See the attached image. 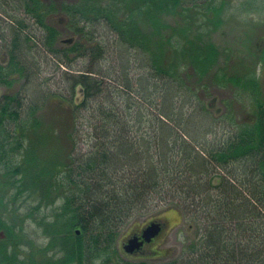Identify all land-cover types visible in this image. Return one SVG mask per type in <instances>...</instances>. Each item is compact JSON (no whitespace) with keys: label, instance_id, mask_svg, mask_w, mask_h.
Masks as SVG:
<instances>
[{"label":"trees","instance_id":"trees-1","mask_svg":"<svg viewBox=\"0 0 264 264\" xmlns=\"http://www.w3.org/2000/svg\"><path fill=\"white\" fill-rule=\"evenodd\" d=\"M180 1L65 4L64 26L73 36L60 45L59 29L45 22L53 4L21 0L5 39L9 60L0 63L1 85L25 80L22 90L0 96V264H264V99L252 124L227 125L231 135L216 143L199 112L205 101L187 77L193 71L209 76L218 52L194 41L178 49L169 37L155 45L166 47V40L170 47L150 51L151 33L142 25L152 18L158 31L157 14ZM198 7L197 15L209 19L208 11L219 16L224 4ZM26 49L44 55L34 63ZM114 54L124 78L98 66ZM186 55L193 71L176 63ZM79 58L87 66H73ZM48 64L60 79L50 93L52 115L44 120L43 92L34 86L44 85ZM35 69L38 85L31 81ZM244 76L211 77L214 85L244 86L252 95L259 78ZM84 109L92 111L86 147L77 139ZM202 127V137L190 131ZM168 202L193 220L194 240L162 263L123 259L122 227ZM27 222L41 229L43 242L30 236Z\"/></svg>","mask_w":264,"mask_h":264},{"label":"rangeland","instance_id":"rangeland-1","mask_svg":"<svg viewBox=\"0 0 264 264\" xmlns=\"http://www.w3.org/2000/svg\"><path fill=\"white\" fill-rule=\"evenodd\" d=\"M75 1L76 0H43V2L46 3V7L53 4L51 10L46 14L45 22L59 29L60 45L73 36L72 31L64 26L65 16L62 14V6ZM213 4L215 6L224 4L221 15L219 14L218 16L217 13L215 14L210 9L208 15L212 18L209 17V19H205L204 17L201 18L200 15H197L195 12L197 10L195 8L196 5H199L198 8H202L203 5L205 7H210L213 6ZM172 6L173 4H171L170 7ZM216 16H218L219 19L215 20L214 18H216ZM156 19L162 24V27L159 28L158 31H156L152 18H148L142 22V25L146 28L145 30L151 33L150 38L152 43H150V51H160L162 48L166 49V47H170L171 45L166 42V40H163V42L166 43V47L158 48V46L155 45L156 41L158 42L164 37H169L173 39L174 43L178 44V46L180 45L178 49L188 48L191 46L189 42L194 41L203 49L211 46L218 52L217 62L215 63L217 66L213 70L211 68V71H208L211 73L209 76L196 73L192 68L193 74L189 72L191 70L187 59L189 55H186L185 58L181 57V60L178 62L176 61V63H180L185 70L187 68L189 69L188 72L185 71L187 76L189 73L192 74L188 76L187 79H189L191 85L197 89L196 93L200 95V99L205 101V109L199 107V112H201V115L204 117L203 120L209 123L208 126L211 127L212 132L215 130L213 135L214 138H217L216 143L228 139L231 135L225 131L227 125L232 127L233 130H238L240 126L252 124V118L257 114V106H259L264 99V61L260 62L259 59L264 52V0H182L179 5L172 7L171 12L168 11L157 14ZM25 22L30 24L28 20H25ZM24 54L26 56L28 54H31L30 56L33 55L34 63H37L36 61L39 59V55H44L38 51H32V53H30V49H26ZM1 57L2 52L0 53V58ZM113 57H115L114 60H109L105 64L100 61L98 66L105 72L111 71L114 72L115 75L124 78L123 72L121 71L122 69H119L116 55L114 54ZM145 57L146 55H144V61ZM88 62L89 61L86 59L83 60V58H79L73 61L72 64L77 67H85ZM142 64L143 59L139 60L138 63H133V67L131 65L132 70ZM61 67L65 69V67ZM111 68L115 70H111ZM42 71L41 78H39L44 82V85H38L39 81L35 75L36 69L33 72L34 74H32L31 81L34 80V84L36 83L38 85L34 86L35 89L40 87L43 92V96L38 98V101H43L39 113L44 116V120H47L49 116L52 115L50 114V93L55 89L56 85H54V82L60 79V77L56 76L57 79L55 78V68L51 64L42 66ZM137 71L141 72V69L138 68ZM221 72H225L229 77L239 74L244 76L245 74V80L248 73L259 78L254 94L251 95L250 89L244 86H240V88L244 87V89L238 87L239 90H237V86L233 84L227 85L228 87L214 85L211 76L218 75ZM47 81H49V83H47ZM24 82L25 80L23 78L16 79L11 88L0 84V96L5 93L22 90ZM202 85L203 88H201ZM28 86L26 87L29 92L28 94H31V88L33 86ZM64 99H69V97L66 96ZM78 114L83 125L79 130L77 139L82 147H86L88 143L87 124H89L92 111L84 109L80 110ZM194 119H196L195 115L192 120ZM203 120L201 125H204ZM203 128L204 127H202L200 131H194V129L189 130L202 137L205 134L202 132L204 130ZM210 137L207 139H211ZM214 143L215 142H211L212 146L215 145ZM217 171L221 172L220 170ZM18 204L19 201L17 205ZM22 208H24L23 211H25L27 207ZM156 220L162 222L163 230L155 240L139 253H127L124 249V245L130 234L144 228L150 224L151 221ZM195 230L196 227L193 220L186 218L179 207L169 202L166 204L161 203L159 207L150 213L138 215L122 227L117 246L119 247L122 258L125 260H144L152 263H162L178 257L190 241L194 240L196 237ZM28 231L30 232V236L37 242H43L46 238L45 234L41 232V229L33 222L32 224L27 222V232Z\"/></svg>","mask_w":264,"mask_h":264},{"label":"flooded vegetation","instance_id":"flooded-vegetation-1","mask_svg":"<svg viewBox=\"0 0 264 264\" xmlns=\"http://www.w3.org/2000/svg\"><path fill=\"white\" fill-rule=\"evenodd\" d=\"M20 4L21 0H0V53L2 52V57L0 58L1 64H6L9 60L8 52H7V46H9L10 39L5 41L6 38L10 35L11 32H13L12 25L15 24V21L19 19L20 16ZM153 222V221H151ZM150 222V223H151ZM156 222H159L161 224V231L163 230V225L161 221L156 220ZM149 225V224H148ZM145 226L142 229H139L133 233L130 234V236L127 238V242L130 238H133L135 236L139 237V240H142V234L144 230L148 227ZM159 232V234L161 233ZM158 234V235H159ZM156 235L150 242H144L143 245L136 249L133 253H139L143 251V249L152 243L155 238L158 236Z\"/></svg>","mask_w":264,"mask_h":264},{"label":"water","instance_id":"water-1","mask_svg":"<svg viewBox=\"0 0 264 264\" xmlns=\"http://www.w3.org/2000/svg\"><path fill=\"white\" fill-rule=\"evenodd\" d=\"M80 96L81 94L78 95V97ZM160 230H161L160 223L152 222L143 232L142 237L144 240L139 241V238L137 236L130 238L128 243L124 245L125 251L132 253L135 249L139 248L144 243V241H151L152 238L160 232ZM76 231L78 234L81 232L80 229H77Z\"/></svg>","mask_w":264,"mask_h":264}]
</instances>
